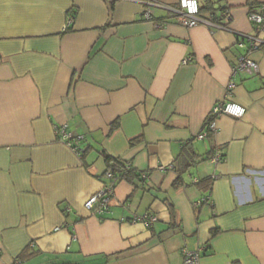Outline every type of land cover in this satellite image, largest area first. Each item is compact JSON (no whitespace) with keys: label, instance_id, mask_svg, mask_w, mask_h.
<instances>
[{"label":"crops","instance_id":"crops-1","mask_svg":"<svg viewBox=\"0 0 264 264\" xmlns=\"http://www.w3.org/2000/svg\"><path fill=\"white\" fill-rule=\"evenodd\" d=\"M151 1L0 0V264H181L201 248L199 264H264V49L233 77L244 117L197 140L243 51L234 33L182 27L179 0ZM259 1L198 4L251 34ZM105 156L144 182H119L100 219L83 203Z\"/></svg>","mask_w":264,"mask_h":264},{"label":"built area","instance_id":"built-area-1","mask_svg":"<svg viewBox=\"0 0 264 264\" xmlns=\"http://www.w3.org/2000/svg\"><path fill=\"white\" fill-rule=\"evenodd\" d=\"M147 7H158L159 5L153 3L151 0H128ZM171 12L177 17L179 24L185 28H193L197 26H205L210 30L217 29L220 31L231 32L236 35V47L242 50L243 53L238 57L236 64L231 67V79L226 86V93L224 99L216 103L208 116L206 117L201 132L197 136V140L203 141L209 137L215 135L217 131V121L223 117L228 116L233 119H241L246 113V109L238 104L231 102L229 99L232 95V91L236 87L233 77L238 73H257L258 65L251 60L250 55L252 53L262 51L264 49V0H260L256 10H250L247 15V20L252 26L251 34H240L233 32L228 24L230 22V14L227 10H221L219 15L209 14L208 17L200 16V7L198 0H179L178 8L172 9ZM142 17L147 21H153L150 10L145 9ZM71 23V19L68 24ZM164 24L154 22L155 28H160ZM189 62L184 60L183 64ZM58 137L65 141L66 145L72 147V143L68 141L64 128H60L56 131ZM79 140V138H78ZM75 152H78L77 147H72ZM208 160L213 164H218L223 160V154L221 151L216 150ZM144 177V175H143ZM116 179L111 173H106L104 181H102L101 187L98 191L89 196L83 203V208L90 215L98 218L104 217L110 210V203L114 195L116 187ZM70 209H67L65 213H68ZM134 221L140 222L145 226H151L156 217L152 214H145L140 218H135ZM203 252V248L197 251L182 250L183 261L181 264H199L200 252Z\"/></svg>","mask_w":264,"mask_h":264},{"label":"trees","instance_id":"trees-1","mask_svg":"<svg viewBox=\"0 0 264 264\" xmlns=\"http://www.w3.org/2000/svg\"><path fill=\"white\" fill-rule=\"evenodd\" d=\"M252 4L253 3H251V2L249 3L250 10H252ZM215 11L216 10L213 8V5L211 3H208V5L204 9H200V16L204 13L214 14ZM137 142H139V139H134V140L130 141L129 144H130V146H133ZM195 162L196 161H193V164ZM104 163L106 165V170L101 177L102 181H104V177H105L106 173H111L113 175V177L116 179L117 184L121 181H126L129 183H132L133 185H135L136 181H138L140 183L144 182V179H141V174L134 171L130 164H128L127 162H125L119 158H112L110 156H105L104 157ZM190 164H192V163H190ZM190 164H189V166H190ZM181 177H182L181 173H178V176L172 185L173 189H178L179 187L182 186V178ZM202 183H204V182H202ZM199 184H201V183H199ZM168 207L170 209V213H171L172 218H174V211H173L172 206L170 204H168ZM216 234H217V231L211 232L212 236H214Z\"/></svg>","mask_w":264,"mask_h":264}]
</instances>
